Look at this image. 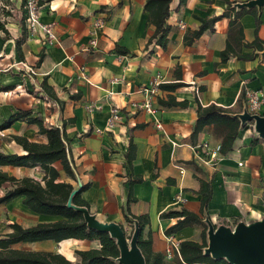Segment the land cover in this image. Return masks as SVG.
<instances>
[{
  "label": "crops",
  "instance_id": "crops-1",
  "mask_svg": "<svg viewBox=\"0 0 264 264\" xmlns=\"http://www.w3.org/2000/svg\"><path fill=\"white\" fill-rule=\"evenodd\" d=\"M19 1L12 0L17 14H6L15 20L6 19L11 38L0 32V125L13 113L28 110L46 126L64 130L78 180L65 174L60 161L53 165L61 173L59 180L76 187L90 185L82 197L90 204L92 213L100 220L132 229L123 212L128 195L127 180L133 175L143 176L144 181L133 186L137 200L130 204V210L135 215L149 216L144 237L152 236L153 250L162 252L168 260L171 259L169 251L172 257L175 254L172 242L179 245L183 240L202 241V226H187L167 234L178 217L161 216L181 208L200 214L201 180L210 182L213 191L202 215L204 220L210 218L215 224L234 226L240 220L252 222L264 217V139L250 132L240 133L233 149L225 155L219 153L213 160L209 151L221 143L214 125L205 126L195 140L191 136L197 121L198 102L203 106L214 103L239 113L246 90H260L264 94L263 50L242 46V54L255 53V57L232 56L222 63L220 54L227 44L230 17L219 19L213 30H206L193 44L184 43L186 32L199 28L198 17L219 16L228 8V1L235 6L248 0H187L183 5L180 0H173L167 20L171 31L166 49L148 42L155 26L149 22V13L144 9L147 0H43L40 21L53 25L58 42L50 41L37 29L22 44V56L15 45L21 18ZM258 12L259 27L251 12L240 18L243 41L250 43L258 37L264 46V6ZM98 19L105 22V27L99 34L97 47L92 48L90 29ZM117 46L130 53L118 54ZM179 66L182 81L187 85L174 92L158 86L152 99L163 125L160 129L153 113L133 103L144 102L142 88L152 81L157 79L160 84L176 81L175 70ZM81 67L85 69V77L80 74ZM44 78L60 104L44 97L41 91ZM170 94L177 100H188L189 107H165L158 102ZM94 101H101L102 109L90 113L87 105ZM110 105L122 110L123 120L113 129L99 133L97 129L104 127ZM137 124L144 126L134 128ZM14 135L48 142L36 123L16 121L0 128V151L24 152L13 139ZM131 135L137 152L129 170L125 155ZM254 139H258L255 144ZM173 141L178 145L174 146ZM0 172L41 182L44 176L39 165L0 164ZM10 187V182L0 185V196ZM61 218L31 210L25 205L24 197L18 196L0 204V237L12 231L13 223L29 227ZM100 246L98 239L69 238L21 241L11 248L60 253L77 262L76 250Z\"/></svg>",
  "mask_w": 264,
  "mask_h": 264
},
{
  "label": "trees",
  "instance_id": "trees-1",
  "mask_svg": "<svg viewBox=\"0 0 264 264\" xmlns=\"http://www.w3.org/2000/svg\"><path fill=\"white\" fill-rule=\"evenodd\" d=\"M5 4H13L12 0H2ZM173 0H147L144 9L149 13V22L155 26V32L149 39V43L155 44L166 49L169 42V33L171 26L167 23L170 15V5ZM187 0H180V5L185 4ZM44 3L43 0H36L39 8ZM228 8L219 16L212 18H200L201 24L196 30H189L184 36L186 45L193 44L208 29L213 30L215 23L223 18L230 17V30L226 47L221 51V62L225 63L232 56L240 59H253L254 54H242L240 48L242 46L251 47L258 50H264V46L260 39L256 37L253 42L246 43L243 41L244 32L240 22L243 14L251 12L256 16L257 27H259L261 19L257 7L241 8L232 6V2L228 1ZM27 0H21L20 11L21 18L18 20L19 34L15 39L16 50L22 56V44L29 36L30 31L26 27V18L28 9L25 7ZM10 15V11L6 12ZM5 14V15H6ZM7 21L0 17V32H4L6 38H11L10 32L6 27ZM115 51L121 55L130 53L127 49L116 47ZM257 55V54H256ZM177 80L159 84L163 90L174 92L180 87L187 85L182 81L181 67L175 70ZM41 91L44 97L53 102L61 103L53 88L48 84L47 78L41 83ZM158 102L165 107H189L188 100H177L170 94L166 99L159 98ZM197 121L192 132V138L195 140L198 134L207 125H214L216 134L221 137L220 153L225 155L233 149L235 140L238 138L242 128L240 119L233 115L235 111L217 104L203 106L200 102L197 105ZM31 111L19 110L10 115L1 125L0 128L9 127L16 121H26L28 123H36L39 126V133L45 134L48 138L47 143L30 141L23 136H13V139L21 145L23 153L0 151L1 165L15 166H41L44 176L41 181L32 177H24L18 179L7 173L0 172V185L10 182L11 187L6 189L3 196H0V204L18 196L24 197V203L31 210L37 213L59 215L62 218L53 222H40L35 225L24 227L19 223L11 224L12 231L0 237V264H121L118 261L120 250L117 242L107 232H99L90 228L84 218L83 213L68 205L71 193L78 189L72 197V203L78 206H85L90 209V204L82 197L85 190L89 188V184H83L76 187L73 183L59 180L61 173L53 165L56 161H60L65 174L73 180L77 179L72 159L70 158L69 138L65 131L58 126H46L40 117L31 116ZM143 124H137L134 128L143 127ZM258 139L253 140V144ZM137 147L133 136L130 137L128 150L126 152V165L129 170L132 169L133 161L136 158ZM144 181L141 175H133L127 180L128 195L127 202L123 206V212L126 220L132 226L134 231L137 222L140 228L139 247L145 256L147 264H227L225 260H215L210 255L204 253V249L208 245L207 230L208 224L204 220V215L208 203L212 197V185L210 182L201 180V188L198 193L201 194V211L195 213L187 208L180 210H169L161 214L163 217H178V220L170 228L167 234L176 233L187 226L200 225L202 230V241L183 240L179 243V250L175 252L173 257L168 260L162 252L154 251L152 248V236L144 237V229L149 223V216L146 214L135 215L131 213L130 204L137 200L133 195V186L136 183ZM221 223L215 224L218 226ZM98 239L101 246L99 248H91L87 250H76L79 261L73 262L60 253L41 252V251H22L11 248V245L21 241H38L52 239L62 241L64 239Z\"/></svg>",
  "mask_w": 264,
  "mask_h": 264
},
{
  "label": "water",
  "instance_id": "water-1",
  "mask_svg": "<svg viewBox=\"0 0 264 264\" xmlns=\"http://www.w3.org/2000/svg\"><path fill=\"white\" fill-rule=\"evenodd\" d=\"M235 6L239 9L257 7L261 10L264 0L238 2ZM233 115L240 119L242 125L253 122L257 136L264 139V115L251 114L247 110ZM77 191L78 189L71 193L68 205L83 213L90 228L99 232H107L116 240L120 250L118 261L121 264H147L139 247L138 223H135L132 237L129 240L126 229L121 224L100 220L89 208L73 204L72 197ZM205 221L208 224V245L204 249L206 255L218 261L225 260L228 264H264V217L252 222L240 220L234 226L225 223L215 226L210 218H206Z\"/></svg>",
  "mask_w": 264,
  "mask_h": 264
},
{
  "label": "built area",
  "instance_id": "built-area-1",
  "mask_svg": "<svg viewBox=\"0 0 264 264\" xmlns=\"http://www.w3.org/2000/svg\"><path fill=\"white\" fill-rule=\"evenodd\" d=\"M25 7L28 9V16L26 18V27L29 29L30 33H33V31L37 29H41L46 36L50 39V41L58 42V36L54 30V27L52 24L49 23H42L40 21V9L41 6L38 8L36 4V0H27V4ZM105 27V22L102 19L96 20L91 29H90V45L92 48H96L98 45V39L99 34L101 30ZM25 67H27L26 64H24ZM31 72H34V69L31 67H27ZM80 74H82L85 77V69L84 67L80 68ZM118 79H115L117 81ZM160 84L159 80H154L149 86H145L142 88V92L144 93L145 100L142 104L133 103L135 107L138 108H144L148 110L149 112L153 113L155 116V121L157 123L158 128L163 129V125L161 120L157 116V110L152 106V99L153 96H155L158 92V86ZM111 92L109 93V97L111 96ZM87 109L90 113H93L96 110L102 109V102L101 101H94L90 102L87 105ZM244 110H247L251 114H262L264 115V94L260 90H246L245 91V102L242 108L243 112ZM124 113L122 110L116 106V105H110L109 106V116L106 120V123L104 127L98 128L97 131L99 133H103L105 131H109L113 129V127L123 120ZM250 124V123H249ZM254 124H251L253 126ZM174 146H177L178 143L176 141L172 142ZM206 147H208V144H205ZM210 156L212 159H217L218 154L220 153V143L217 144L212 150L209 151ZM183 172V170H182ZM173 243V247L175 252H178L179 245L175 242ZM168 257L172 258V252H168ZM224 264V263H221ZM228 264V263H227Z\"/></svg>",
  "mask_w": 264,
  "mask_h": 264
},
{
  "label": "rangeland",
  "instance_id": "rangeland-1",
  "mask_svg": "<svg viewBox=\"0 0 264 264\" xmlns=\"http://www.w3.org/2000/svg\"><path fill=\"white\" fill-rule=\"evenodd\" d=\"M19 2H20V5H21V0ZM12 5L13 4H5L4 1L0 0V17H2L4 20H6V19L13 20V17H7L5 15L7 11L12 12L14 15L17 14L15 12V10L13 9ZM41 8H42V6H41ZM21 16H22V14H21ZM13 21L15 22V20H13ZM25 23H26V21H25ZM251 124H253V122H251L250 124L247 123L246 125H244V127L242 128V130H241L240 133L250 132V134L257 135L256 132H255V130H254V126H251ZM126 233H127V238L130 240L131 237H132V234H133V230L132 229H127L126 230Z\"/></svg>",
  "mask_w": 264,
  "mask_h": 264
}]
</instances>
